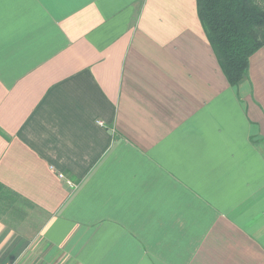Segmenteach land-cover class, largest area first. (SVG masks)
Masks as SVG:
<instances>
[{
	"label": "crops",
	"instance_id": "1",
	"mask_svg": "<svg viewBox=\"0 0 264 264\" xmlns=\"http://www.w3.org/2000/svg\"><path fill=\"white\" fill-rule=\"evenodd\" d=\"M0 185V264H264V45L230 85L196 0H0Z\"/></svg>",
	"mask_w": 264,
	"mask_h": 264
},
{
	"label": "trees",
	"instance_id": "2",
	"mask_svg": "<svg viewBox=\"0 0 264 264\" xmlns=\"http://www.w3.org/2000/svg\"><path fill=\"white\" fill-rule=\"evenodd\" d=\"M196 7L223 74L237 85L249 57L264 45V0H196Z\"/></svg>",
	"mask_w": 264,
	"mask_h": 264
},
{
	"label": "rangeland",
	"instance_id": "3",
	"mask_svg": "<svg viewBox=\"0 0 264 264\" xmlns=\"http://www.w3.org/2000/svg\"><path fill=\"white\" fill-rule=\"evenodd\" d=\"M16 206H17V208H22V210H24V211H26L27 212V210L26 209H24V206H22V204L21 203H16ZM29 212H31V211H29ZM14 212H11L9 215H11L10 216V219H11V224H16V225H21V217L22 216H24V217H26L24 214H22V213H20L19 212V214L17 215V214H14L15 216L13 217V214ZM5 216V219L6 220H8L9 219V217L7 216V215H4ZM12 217V218H11ZM23 217V218H24ZM40 216L37 214V213H34V214H32V212L29 214V216H28V218L26 219V222H28L29 223V225H32V224H34L35 223V220H37L38 218H39ZM19 218V219H18ZM25 232H27V233H33L34 231L33 230H26ZM5 264H7V263H5ZM24 264H38V262H35L34 260H33V257H31V259L28 261V262H25Z\"/></svg>",
	"mask_w": 264,
	"mask_h": 264
}]
</instances>
